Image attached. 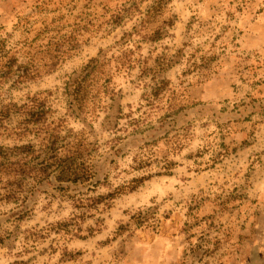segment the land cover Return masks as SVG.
<instances>
[{
    "label": "rangeland",
    "instance_id": "374dc122",
    "mask_svg": "<svg viewBox=\"0 0 264 264\" xmlns=\"http://www.w3.org/2000/svg\"><path fill=\"white\" fill-rule=\"evenodd\" d=\"M0 264H264V0H0Z\"/></svg>",
    "mask_w": 264,
    "mask_h": 264
}]
</instances>
